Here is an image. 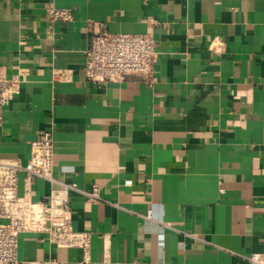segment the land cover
Listing matches in <instances>:
<instances>
[{
  "label": "crops",
  "instance_id": "obj_1",
  "mask_svg": "<svg viewBox=\"0 0 264 264\" xmlns=\"http://www.w3.org/2000/svg\"><path fill=\"white\" fill-rule=\"evenodd\" d=\"M49 5L70 22L49 21ZM153 31L154 81L84 78L85 19ZM0 64L26 69L3 111L0 159L25 163L53 133L54 176L74 182L85 264H241L264 252V0H0ZM70 69L53 81V69ZM129 181V183H126ZM99 189L100 199L80 191ZM52 185L34 183V198ZM20 259L80 264L77 248L20 233Z\"/></svg>",
  "mask_w": 264,
  "mask_h": 264
},
{
  "label": "built area",
  "instance_id": "obj_2",
  "mask_svg": "<svg viewBox=\"0 0 264 264\" xmlns=\"http://www.w3.org/2000/svg\"><path fill=\"white\" fill-rule=\"evenodd\" d=\"M49 21L70 22L73 19L69 6L49 5ZM90 40L84 51L83 74L94 84L120 82L127 76L141 77L148 84L154 81L156 40L153 31L143 33H112L104 22L85 19ZM70 69H53V81H69ZM26 69L8 75L0 64V127L3 111L19 92ZM53 133L44 130L30 143L27 161L19 158L0 159V264H58L53 258L20 259L18 255L20 233H31L57 248H77L82 251L80 264L88 261L91 242L89 231L75 230L69 192L78 190L76 183L64 182L54 176ZM37 179L49 182L52 187L46 194L34 198ZM129 183V181H126ZM93 199H100L99 189L80 191ZM241 264H264V252L252 253Z\"/></svg>",
  "mask_w": 264,
  "mask_h": 264
}]
</instances>
